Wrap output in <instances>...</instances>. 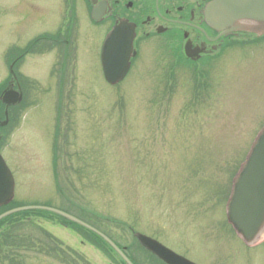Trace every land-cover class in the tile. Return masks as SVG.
Segmentation results:
<instances>
[{"label": "rangeland", "instance_id": "rangeland-1", "mask_svg": "<svg viewBox=\"0 0 264 264\" xmlns=\"http://www.w3.org/2000/svg\"><path fill=\"white\" fill-rule=\"evenodd\" d=\"M151 52L143 49L115 86L96 64L87 69L77 61L55 166L58 81L30 85L26 105L13 115L18 120L9 111L1 143L16 180L15 204L63 209L125 247L135 264L158 261L133 232L200 264H264L224 222L231 180L264 124V51L223 65L219 80L194 88L187 80L170 84ZM40 68L24 65L23 73L41 77ZM0 264L122 263L85 230L31 212L0 227Z\"/></svg>", "mask_w": 264, "mask_h": 264}, {"label": "flooded vegetation", "instance_id": "flooded-vegetation-1", "mask_svg": "<svg viewBox=\"0 0 264 264\" xmlns=\"http://www.w3.org/2000/svg\"><path fill=\"white\" fill-rule=\"evenodd\" d=\"M211 1L0 0V94L8 89L12 101L21 98V102L12 106V118L18 120L13 115L26 105L30 85L34 87L36 81V85H42L51 78L58 81L55 96L59 105L54 114L56 127L60 125L63 101L67 95L71 98L68 92L77 77V61L88 62L87 69L96 64L102 72V46L113 28L121 23L131 27L136 52L128 74L136 67L143 49H149L164 64L170 84L187 80L194 88L212 79L217 81L223 65L242 62L254 51H264V34L223 33L212 27L205 15ZM35 63L43 67L39 69L44 73L41 77L23 73L24 65ZM36 92L41 95V91ZM230 193L231 186L224 205L226 232L247 249H258L257 256L264 262V236L257 243L247 245L228 222L226 204ZM220 262L217 259V264Z\"/></svg>", "mask_w": 264, "mask_h": 264}, {"label": "water", "instance_id": "water-1", "mask_svg": "<svg viewBox=\"0 0 264 264\" xmlns=\"http://www.w3.org/2000/svg\"><path fill=\"white\" fill-rule=\"evenodd\" d=\"M206 20L223 33L250 32L264 34V0H212L206 7ZM132 29L127 24L115 26L108 35L101 54L105 79L111 85L119 83L127 74L130 60L135 56L132 48ZM10 93L5 90L0 100L7 109L15 101L10 100ZM19 101V99L17 100ZM15 181L0 154V206L8 204L14 196ZM41 209L62 216L95 233L103 239L126 264H133L112 240L106 235L81 221L80 219L56 208L47 206H24L0 214V220L18 211ZM228 222L237 235L247 244L257 243L264 236V125L254 138L245 160L233 178L232 190L226 206ZM136 238L151 253L166 264H193L175 254L158 241L141 233Z\"/></svg>", "mask_w": 264, "mask_h": 264}, {"label": "trees", "instance_id": "trees-1", "mask_svg": "<svg viewBox=\"0 0 264 264\" xmlns=\"http://www.w3.org/2000/svg\"><path fill=\"white\" fill-rule=\"evenodd\" d=\"M0 117L1 118H3V106L0 104ZM21 205H23V204H15V202H12L11 204H9L7 207H3V208H0V213L2 212V211H5V210H7V209H10V208H13V207H18V206H21ZM31 212H33V211H26V212H20V213H16V214H13V215H10L9 217H7L6 219H3L1 222H0V227L1 226H4V224H6V222H8L9 221V219H11V218H13L15 215H19V214H22V213H31ZM38 212H40V213H43V214H47V215H53V216H55V217H57L58 219H60V221H62L63 223H68V224H70V225H73V226H76V227H78V228H80V229H83V230H85L87 233H89L91 236H93L94 238H96V239H98L99 241H100V243H102V245L106 248V249H108V251H110V252H112V253H114V251L101 239V238H99L97 235H95L94 233H92V232H90V231H88V230H86L85 228H83V227H81V226H79V225H77V224H75V223H73V222H71V221H69V220H67V219H65V218H63V217H60V216H58V215H55V214H53V213H50V212H46V211H38ZM132 261V260H131ZM124 264V263H123Z\"/></svg>", "mask_w": 264, "mask_h": 264}]
</instances>
